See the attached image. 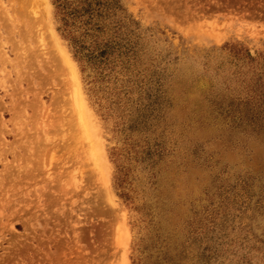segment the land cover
<instances>
[{"label": "rangeland", "instance_id": "1", "mask_svg": "<svg viewBox=\"0 0 264 264\" xmlns=\"http://www.w3.org/2000/svg\"><path fill=\"white\" fill-rule=\"evenodd\" d=\"M121 3L136 78L90 94L53 0H0V264H264V116L226 107L264 110V0Z\"/></svg>", "mask_w": 264, "mask_h": 264}, {"label": "trees", "instance_id": "2", "mask_svg": "<svg viewBox=\"0 0 264 264\" xmlns=\"http://www.w3.org/2000/svg\"><path fill=\"white\" fill-rule=\"evenodd\" d=\"M53 6L57 30L73 48L90 94L95 93L94 86L99 80L105 82L111 75L117 83L130 85L133 82L136 76L130 75L124 81H119L116 77V73L121 75V71L133 66L131 57L136 51L130 43L131 39L139 36L135 34L137 23L126 14L121 0H53ZM247 57L249 61H255L252 57ZM257 81L261 82L259 77ZM134 82L139 86L138 81ZM261 92L264 93V85ZM253 98L249 99L252 102L249 105L248 102L234 101L229 102L226 107L244 106L243 111L247 116L257 120L264 116V110L251 106L256 105ZM260 103L264 104V99ZM115 163L120 174L119 181L123 170L118 161ZM125 196L126 194H121V197Z\"/></svg>", "mask_w": 264, "mask_h": 264}, {"label": "bare ground", "instance_id": "3", "mask_svg": "<svg viewBox=\"0 0 264 264\" xmlns=\"http://www.w3.org/2000/svg\"><path fill=\"white\" fill-rule=\"evenodd\" d=\"M55 45L59 50V54L63 59V63L65 64L67 74L69 75V84L71 85V93H72V107L73 113L76 115L77 123L79 129L89 137H96L95 133V120L91 109L89 108L85 96L81 90V85L78 78V72L76 67L74 66V62L69 57L67 52L65 51L62 42L58 35L53 32ZM99 150V148H98ZM99 153L101 151L99 150Z\"/></svg>", "mask_w": 264, "mask_h": 264}]
</instances>
